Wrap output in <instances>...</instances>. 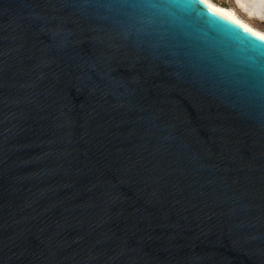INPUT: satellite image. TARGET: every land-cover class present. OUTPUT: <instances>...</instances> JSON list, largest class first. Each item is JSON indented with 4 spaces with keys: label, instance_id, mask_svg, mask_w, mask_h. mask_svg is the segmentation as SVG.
Wrapping results in <instances>:
<instances>
[{
    "label": "water",
    "instance_id": "1",
    "mask_svg": "<svg viewBox=\"0 0 264 264\" xmlns=\"http://www.w3.org/2000/svg\"><path fill=\"white\" fill-rule=\"evenodd\" d=\"M0 264H264V37L202 0H0Z\"/></svg>",
    "mask_w": 264,
    "mask_h": 264
},
{
    "label": "bare ground",
    "instance_id": "2",
    "mask_svg": "<svg viewBox=\"0 0 264 264\" xmlns=\"http://www.w3.org/2000/svg\"><path fill=\"white\" fill-rule=\"evenodd\" d=\"M205 4L211 6L214 9H217L219 11H222L224 13H227L229 16H231L233 19H235L237 22L248 28L249 30L260 34L264 37V31L260 30L259 28L255 27L252 25L250 22L242 19L238 13L234 9L228 8L227 6H222L219 4H216L212 0H202ZM237 4L242 8L247 11V14H258L260 15L262 13V8H263V2L264 0H236ZM237 10V9H236ZM240 12V11H238Z\"/></svg>",
    "mask_w": 264,
    "mask_h": 264
},
{
    "label": "rangeland",
    "instance_id": "3",
    "mask_svg": "<svg viewBox=\"0 0 264 264\" xmlns=\"http://www.w3.org/2000/svg\"><path fill=\"white\" fill-rule=\"evenodd\" d=\"M216 4L222 5V6H227L228 8L234 9L238 15L250 22L252 25L255 27L259 28L260 30L264 31V2H263V8H262V13L260 15L258 14H247V11L245 9H242L238 4L236 0H212ZM237 9V10H236ZM240 11V12H238Z\"/></svg>",
    "mask_w": 264,
    "mask_h": 264
}]
</instances>
